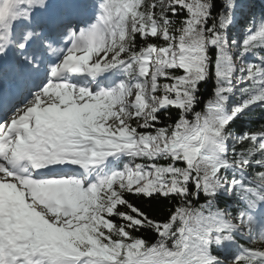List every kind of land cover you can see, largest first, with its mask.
Instances as JSON below:
<instances>
[{
  "label": "snow or ice",
  "instance_id": "1",
  "mask_svg": "<svg viewBox=\"0 0 264 264\" xmlns=\"http://www.w3.org/2000/svg\"><path fill=\"white\" fill-rule=\"evenodd\" d=\"M0 264H264V0H0Z\"/></svg>",
  "mask_w": 264,
  "mask_h": 264
},
{
  "label": "trees",
  "instance_id": "2",
  "mask_svg": "<svg viewBox=\"0 0 264 264\" xmlns=\"http://www.w3.org/2000/svg\"><path fill=\"white\" fill-rule=\"evenodd\" d=\"M259 117H260V113L259 112H257L256 114H254V119H259Z\"/></svg>",
  "mask_w": 264,
  "mask_h": 264
}]
</instances>
